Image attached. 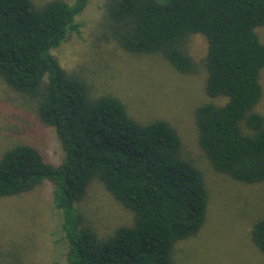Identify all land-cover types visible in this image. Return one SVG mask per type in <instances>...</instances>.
<instances>
[{
	"label": "trees",
	"instance_id": "obj_1",
	"mask_svg": "<svg viewBox=\"0 0 264 264\" xmlns=\"http://www.w3.org/2000/svg\"><path fill=\"white\" fill-rule=\"evenodd\" d=\"M90 0H0V77L38 101V114L55 128L64 152L49 163L19 144L0 159V198L54 186L68 243L65 264H175L177 243L206 222L204 174L181 157L182 142L163 119L142 124L112 94L92 97L87 84L64 70L53 50L80 33ZM113 39L136 54H161L179 72L197 64L188 38L207 39L205 91L194 111L198 143L212 168L244 184L264 182V116L255 111L264 89V0H107ZM223 101V102H222ZM220 102V103H219ZM93 179L134 213L132 226L100 238L77 208ZM251 240L264 254V218ZM60 264V263H54Z\"/></svg>",
	"mask_w": 264,
	"mask_h": 264
},
{
	"label": "rangeland",
	"instance_id": "obj_2",
	"mask_svg": "<svg viewBox=\"0 0 264 264\" xmlns=\"http://www.w3.org/2000/svg\"><path fill=\"white\" fill-rule=\"evenodd\" d=\"M33 1L42 6L52 0ZM106 1L90 0L76 19L80 33H73L53 54L64 70L88 85L92 97L117 96L142 124L170 122L182 142L181 157L203 172L209 190L207 219L198 234L177 243L175 264H264V254L251 240L253 224L264 218V182L249 185L217 173L198 143L194 111L211 100L205 91L207 39L201 34L188 38L186 49L197 69L181 73L161 54L122 48L111 36ZM257 33L264 43V27ZM260 81L264 89V68ZM255 111L264 116V94ZM19 144L35 147L56 166L64 158L55 128L40 119L38 101L0 77V159ZM53 192L46 180L29 193L0 198V264L66 263L68 243ZM75 206L100 238L134 223V213L98 179Z\"/></svg>",
	"mask_w": 264,
	"mask_h": 264
}]
</instances>
